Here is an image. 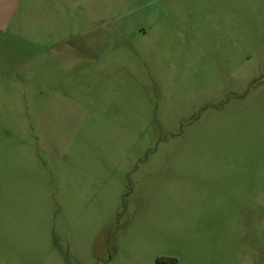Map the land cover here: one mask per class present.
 <instances>
[{"label":"rangeland","instance_id":"374dc122","mask_svg":"<svg viewBox=\"0 0 264 264\" xmlns=\"http://www.w3.org/2000/svg\"><path fill=\"white\" fill-rule=\"evenodd\" d=\"M155 4L60 113L0 79V264H264V0Z\"/></svg>","mask_w":264,"mask_h":264},{"label":"crops","instance_id":"0c3cea01","mask_svg":"<svg viewBox=\"0 0 264 264\" xmlns=\"http://www.w3.org/2000/svg\"><path fill=\"white\" fill-rule=\"evenodd\" d=\"M156 1L0 0V79L18 92L6 105L27 114L60 113L64 99L72 98L61 90L70 80L66 69L75 68L79 59L92 62L95 52L107 53L122 44L104 48L93 38L80 44L76 37L94 36L96 19L105 26L110 19L120 20L111 30L99 29L101 35L140 33L153 24L149 20L154 14H164ZM150 3L154 7L144 11Z\"/></svg>","mask_w":264,"mask_h":264}]
</instances>
